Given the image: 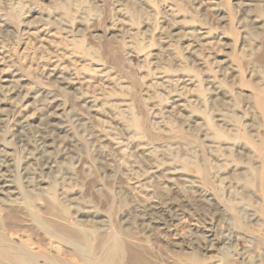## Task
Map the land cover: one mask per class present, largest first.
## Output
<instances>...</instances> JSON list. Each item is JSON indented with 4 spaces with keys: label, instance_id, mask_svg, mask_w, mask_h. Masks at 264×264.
Returning a JSON list of instances; mask_svg holds the SVG:
<instances>
[{
    "label": "rangeland",
    "instance_id": "1",
    "mask_svg": "<svg viewBox=\"0 0 264 264\" xmlns=\"http://www.w3.org/2000/svg\"><path fill=\"white\" fill-rule=\"evenodd\" d=\"M9 84L0 168L21 208L7 231L0 203V227L32 264L264 257V0H0ZM44 198L71 225L45 245L23 229Z\"/></svg>",
    "mask_w": 264,
    "mask_h": 264
},
{
    "label": "bare ground",
    "instance_id": "2",
    "mask_svg": "<svg viewBox=\"0 0 264 264\" xmlns=\"http://www.w3.org/2000/svg\"><path fill=\"white\" fill-rule=\"evenodd\" d=\"M48 73H49V75H52L55 79H61L66 85H68L70 87L72 86L73 89H76L74 87L75 82L67 80V78H65L62 75L61 71H59V73L57 74V70L52 69ZM2 81L6 82V83L10 82V80H8L7 78L3 79ZM0 88L5 89V91L7 90V92H9V93H14V91H15L14 86L10 85V84L9 85H1ZM83 102L85 104H89L88 102H90V101L88 99H86V100H83ZM93 106L94 105H91V107H93ZM93 110L97 111L96 108H93ZM263 110H264V108H263ZM6 165H7V162H6ZM6 165L4 166V165L0 164V166H2V168H5ZM0 170H1L0 171V200H1L0 203L7 205V206H4L3 208H1V213H2L1 217L5 218V221H6L5 225L7 226L6 230L9 231L10 229L13 230V226L11 223L9 224V222L6 220V218H8V215H9L8 214L9 210L7 209L8 205L13 204L14 206H17L18 208H21V206H20L21 202L17 203V196L16 195L19 194L17 187L12 183L11 179L8 177L7 174H5V172L1 168H0ZM261 177H262L261 188L263 189V193H264V165H263ZM41 185H42V183L40 185L39 184L38 185H31V184L27 183L25 185V187H27L25 192L26 193H28V192L32 193V192L36 191L39 193V195H42L45 192H47V189H45L43 191L44 187H40ZM262 195H264V194H262ZM48 196H49V198L52 199V197L49 194H48ZM43 201H44V206L39 207V214H40L39 218L40 219L35 220L36 218L33 216L32 219L29 220V222L26 223V220H25L24 224H23V229H25L24 231H26L28 233V237L30 240H34L37 243L45 245L44 242H46V240H45L44 235H41L42 234L41 231L44 232L45 234H49L51 236L56 234V236H58V237H64V236H68L71 234V225H69L67 223L65 216H63V213H59V212H57V210H54V205H53L52 201L50 202L49 200H47L45 198L43 199ZM3 223H4V219H3ZM46 226L50 227L51 230L52 229L53 230L52 231L46 230V228H45ZM14 235H15L14 232L13 233L12 232L6 233L5 230L0 227V256L7 254L8 255L7 260H9L13 264H25V263L32 264L35 257L38 256L36 254V251L31 250L32 245H34V242L30 241L29 244L25 245V244H23V242H21V239L14 241V239H13ZM254 237L257 238L259 243L260 242L264 243V237L262 235L259 236L258 234L255 233ZM111 244H113L114 246H117L116 242H111ZM111 251L113 252V254H112V257H113L116 254H120L122 250L117 246V247H113L111 249ZM255 262L257 264H264V257L258 256L257 261H255ZM83 264H121V263L113 262V260L111 259V256L107 254V255H105V257L103 258L102 261L99 260V261H97V263H95L94 261H91V260H87V261L83 260Z\"/></svg>",
    "mask_w": 264,
    "mask_h": 264
}]
</instances>
